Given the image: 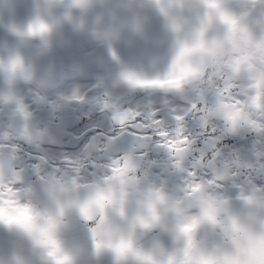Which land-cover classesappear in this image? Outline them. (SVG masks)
I'll return each mask as SVG.
<instances>
[{"label":"clouds","instance_id":"9594fccd","mask_svg":"<svg viewBox=\"0 0 264 264\" xmlns=\"http://www.w3.org/2000/svg\"><path fill=\"white\" fill-rule=\"evenodd\" d=\"M0 264H264V0H0Z\"/></svg>","mask_w":264,"mask_h":264}]
</instances>
